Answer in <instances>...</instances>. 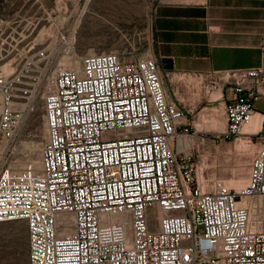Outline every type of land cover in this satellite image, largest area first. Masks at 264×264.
I'll return each mask as SVG.
<instances>
[{
	"label": "built area",
	"instance_id": "obj_1",
	"mask_svg": "<svg viewBox=\"0 0 264 264\" xmlns=\"http://www.w3.org/2000/svg\"><path fill=\"white\" fill-rule=\"evenodd\" d=\"M55 61L47 47L0 74V223H26L29 264H264V129L245 131L264 67L211 74L210 87L233 92L217 139L259 145L236 189L210 186L197 155L173 148L192 122L153 48L89 54L78 69ZM39 99L41 169H17L12 145Z\"/></svg>",
	"mask_w": 264,
	"mask_h": 264
},
{
	"label": "rangeland",
	"instance_id": "obj_2",
	"mask_svg": "<svg viewBox=\"0 0 264 264\" xmlns=\"http://www.w3.org/2000/svg\"><path fill=\"white\" fill-rule=\"evenodd\" d=\"M160 1L0 0V74L12 72L22 57L47 47L55 53L57 66L76 69L94 53L115 52L126 60L142 56L152 50L154 10ZM64 33L71 36V45L62 42ZM43 104L41 99L36 102L12 145V166L17 169H41L47 139ZM258 146L257 139H218L196 154L202 166L199 176L210 186L225 182L244 187ZM0 264H29L24 221L0 223Z\"/></svg>",
	"mask_w": 264,
	"mask_h": 264
},
{
	"label": "crops",
	"instance_id": "obj_3",
	"mask_svg": "<svg viewBox=\"0 0 264 264\" xmlns=\"http://www.w3.org/2000/svg\"><path fill=\"white\" fill-rule=\"evenodd\" d=\"M152 35L155 56L167 73L168 98L187 110L183 124L192 122L191 133L177 137L172 146L195 155L218 141L228 126L226 106L233 92L219 83L210 87L211 74L264 67V0H161ZM165 58L172 62L164 63ZM260 90L248 133L264 129V83ZM199 106L204 107L196 113Z\"/></svg>",
	"mask_w": 264,
	"mask_h": 264
},
{
	"label": "water",
	"instance_id": "obj_4",
	"mask_svg": "<svg viewBox=\"0 0 264 264\" xmlns=\"http://www.w3.org/2000/svg\"><path fill=\"white\" fill-rule=\"evenodd\" d=\"M162 61L164 62V63H171L172 62V60H169V59H162ZM164 68L165 69H171L172 68V66H164Z\"/></svg>",
	"mask_w": 264,
	"mask_h": 264
},
{
	"label": "bare ground",
	"instance_id": "obj_5",
	"mask_svg": "<svg viewBox=\"0 0 264 264\" xmlns=\"http://www.w3.org/2000/svg\"><path fill=\"white\" fill-rule=\"evenodd\" d=\"M62 68H74V69H75V67H74V66H69V67H62ZM241 139H244V141H245L246 143L248 142V141L246 140L245 136L241 137ZM29 169H31V170H32V168H29Z\"/></svg>",
	"mask_w": 264,
	"mask_h": 264
}]
</instances>
